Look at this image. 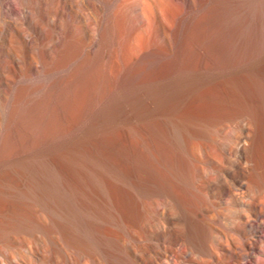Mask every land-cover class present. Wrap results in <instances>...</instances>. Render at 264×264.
<instances>
[{"label":"rangeland","instance_id":"1","mask_svg":"<svg viewBox=\"0 0 264 264\" xmlns=\"http://www.w3.org/2000/svg\"><path fill=\"white\" fill-rule=\"evenodd\" d=\"M23 1L27 0H13V3L20 8ZM48 1L53 3L52 0ZM67 1L70 5L73 0ZM89 2L91 15H95L97 5L103 1ZM176 3L178 12H181L184 9L182 1L176 0ZM248 5L252 6L240 14L237 21L226 19L220 24L214 23L207 8L196 12L188 37L190 55L187 54L190 57L183 54L181 60L188 71L182 68L178 74L166 75L153 84L147 83L146 79L151 73L145 66L146 70L142 69V61L133 63L131 60L141 54L144 47L138 45L132 48L134 51L129 54H137H131L132 57L125 52L140 23L135 12L131 13L128 9L123 12L126 23L122 22L121 25L124 33L121 31V36H117L118 46L116 41L109 43L100 40L93 54L85 47V43L92 39L90 31L85 27V21L80 20L82 36H78L77 42L83 47L78 44V48H73V51H77L73 52V55L77 54L73 62L81 66L84 73L77 86L78 91L74 94L69 92L63 99L61 96L56 102H51L48 124L42 123V128H39L42 131L29 129L36 140L38 137H48L51 131L54 137L42 141V144L40 140V144L37 141L38 146L26 145L28 147L25 148L13 141L10 149H5L2 137L5 135L0 131L2 264H9L13 257L11 254L15 255L18 251L27 253L28 250L34 251L43 262L53 258L58 264H68L64 254L67 245L105 264H130L125 247L128 227L139 230V221L144 218L142 204L155 202L164 192L172 196L177 193L182 202L185 200L191 204L189 210H180V227L189 241L200 246V251L207 249L209 236L198 216L204 197L197 188L196 179L200 171L209 173V159L212 158L210 146L219 150L220 143L225 142L222 146L231 148L232 152L235 146L227 142V137H237L246 129L249 138L244 158L248 162L251 178L264 184V0H252ZM66 12V20L68 14L77 18L74 7H69ZM12 17L13 14L4 7V0H0L2 80L6 71L2 67L4 59L11 60L14 55V48L9 47L8 43ZM54 21L48 22L52 38L55 37L53 24L57 23L56 19ZM165 36V31L156 28L149 42H159L156 47L166 46L165 49H170L169 40L165 39L164 42L161 38ZM123 44L127 48L123 49ZM121 47L126 57H130L125 61H132L128 65L130 70H126L127 66L124 68L122 58L125 56ZM44 48H47L46 43L36 41L31 51L35 61L40 59ZM153 52H150V57ZM92 55L98 58L94 59ZM117 57L119 60H116ZM186 57L188 61L191 59V63L185 61ZM156 58L161 63L167 61L166 58L171 59L163 54H158ZM29 59L23 71H20L22 75L28 73L26 66ZM114 61L115 64L119 62L121 74L124 72L122 76H126L123 80H126V85L123 86L121 82L114 86V91L112 86V93L107 91L106 95L104 92L110 86L107 83L111 84L113 80L104 72L106 67L116 66ZM136 69L147 75L135 73ZM68 71L66 69L64 74ZM98 85L103 88V99L96 104V109L87 113L89 116L86 114L82 119L77 118L82 110L80 102L85 100L92 86ZM36 93L31 96L36 98ZM2 105L0 103V123L6 119L8 121L11 108ZM61 125L67 132L63 131ZM16 128L21 133V139L27 136L24 134H27L28 128ZM175 141L180 145L175 146ZM195 144L200 145V155ZM227 157L224 158L227 173L233 165L236 167L243 160L234 152L230 161ZM208 177L219 191L225 187L224 180L215 172ZM175 198L180 201L177 196ZM260 222L257 220V223ZM19 239L24 240V246L19 245ZM261 240L263 238H260L258 247L262 245ZM33 264H38V260Z\"/></svg>","mask_w":264,"mask_h":264},{"label":"bare ground","instance_id":"2","mask_svg":"<svg viewBox=\"0 0 264 264\" xmlns=\"http://www.w3.org/2000/svg\"><path fill=\"white\" fill-rule=\"evenodd\" d=\"M102 1L103 3L101 2V4L97 5L98 10H96V14L91 15L89 0H73L70 5L67 0H52V4L48 0H27L20 3V8L13 3V0H4L5 9L8 13L13 14L9 22L12 31L9 35L8 43L9 47L14 48L13 58L7 61L4 59V63L2 64V67L6 68L3 76L4 79L2 80L0 77V103L11 107L9 109L10 111L8 110V121L6 119V121L0 123V131H3L5 135L2 136L5 149L9 148L13 141H16V145H20L21 148L24 145L23 147L25 148L26 145L33 147L38 143L40 144V141L42 144V141L54 137V133L51 131L48 133L50 134L48 137L45 136L46 138L43 137L40 139L38 137V140H36L32 138L33 134L30 133L29 129L35 132V130L42 128V125H45V123L48 124V114L50 113L49 106L53 100L56 102L55 100L57 98L59 99V97L63 96V99L65 97L64 95H69V92H73L74 94V92L78 91L77 86L83 79V68L74 64L75 62H73V59L77 54L73 55L75 51H73V48L77 47L79 44L77 42L78 36H82V32L79 29L80 20L85 21V27L90 31L92 39L84 43L88 52L93 54L96 53L95 51L97 50H95V48L98 46L100 40L105 42L109 41V43L111 40L114 42L116 41L117 47V36L123 30V26H121L122 22L126 23L123 12L127 9L131 13L135 12L138 21L140 19V23L138 29L135 31V37L130 38V44L128 43V49H131V51L126 49L125 52L131 55L132 53L129 54V52H132V48L135 49L138 45L144 47L141 54H132L133 56H135V54L137 56L133 57V59L131 58V60H133V63L142 61V69L145 66L151 74H149L150 76L147 78L145 77L147 75L146 73L145 75L142 71L140 72L145 75L144 77L147 78L148 84H153L157 79H162L164 76L166 77V75H171L173 73L178 74L179 70L182 68H186L188 71L187 65L183 67L185 64H183L181 60L183 54L190 53V51L188 52V42L190 40L188 37H190L189 33L193 28L192 22L196 12L202 8H207L211 13L210 15L214 23L220 24V22L226 19L230 20L233 18V20L237 21L240 14L247 12L248 7L252 6L248 5L252 0H244V2L242 0H181L184 9L178 12L176 0ZM69 7L75 8L77 18L68 14V20H66V10H68ZM96 15L98 16L96 17ZM256 18L258 17L256 16ZM55 19L57 20V23L53 24L55 37L52 38L48 31V22L51 20L55 22ZM63 20L65 22L64 24ZM224 22L226 21H223V23ZM156 28L162 29V32L165 31V38H161H163L162 40H164V42L165 39L169 40L170 49H165L167 48L166 46L164 48H158L160 46L156 47V44L159 45V42H149V38L154 35ZM122 32L124 33V31ZM235 32L236 30L234 29L233 33ZM126 38L127 37H125V40ZM36 41L42 42L43 44L46 43L47 48L41 51L40 59L35 61L31 51L35 48ZM127 45L119 46L125 49ZM79 47H83V45L79 44ZM123 51L124 50L121 52ZM153 51L156 52L155 55ZM75 52L77 53V51ZM125 52H123L125 55L122 53L125 57L121 55L120 57H123L122 59H124L125 62V67H123L126 68L127 66L126 70H130L128 65H130L132 61L130 59V61H125V58L128 59L129 57H126ZM150 52H153V56L151 57L149 56L151 54ZM116 54L115 57L117 56ZM158 54H163V56L167 57L169 55L171 59L168 60V58H166L167 61L164 60L165 63L163 62V64L161 63L162 61L159 62L158 58H156ZM188 54L185 56L190 57V54ZM94 55H92L93 58ZM97 58L98 56L94 59ZM28 59L29 64L26 66V68L29 69L28 73L22 75L20 71H23ZM117 59L118 57L116 60ZM190 60L191 59L188 61L186 57L185 61L191 63ZM0 61H2L1 57ZM118 63L119 62L116 61L115 64L114 61V65H116L114 68L111 66L105 69L104 73L113 80L111 84L107 83L110 86H108L106 92L102 91L103 88L100 87V81V85L92 86L91 91L89 90L90 92H87L88 94L85 100L82 99V101H84H81L82 103L80 102L82 110L79 112L80 115L76 116L77 118L80 117L82 119L90 110L92 112L96 104L100 103V100L103 99L104 93L111 92L112 86V91H114V86H118L123 82L126 76H122L124 72L121 74V67ZM191 66V64L190 66L188 65V68ZM66 69H69V73L64 74ZM126 70L124 69L123 71ZM134 70H132V72ZM136 70L135 73H138V69ZM135 73L133 72V74ZM100 76L102 77V75ZM18 78L21 80H18ZM124 82L123 86L126 85ZM20 83L24 84L21 85ZM36 92H38L36 98L31 96L37 94ZM79 109L81 108L79 107ZM78 111L79 110H77V114H79ZM89 115L87 114V116ZM17 126H24L25 129L28 128L26 131L27 134H24L27 135L25 138L21 139V133L19 134L16 128ZM61 127L64 131L66 129V124L65 127L64 125H61ZM47 128L48 127H46V129ZM40 130L42 131V129ZM63 131H61V133ZM65 132L67 131L65 130ZM30 134L32 136H30ZM248 138L249 134L246 129L237 137L233 135L227 137V142L230 141L233 143L231 144L235 146L232 152L243 159L236 167L233 165V168L230 169L228 173L225 171L224 158L228 156L227 159L230 161L232 152L231 148L226 149L222 146L224 142L222 144L220 143L221 149L219 150L213 145L210 146L209 149L212 150V158L209 159V173L207 174V172L200 171L197 175V188L204 197V201L198 210V216L201 218L207 235L209 236L207 249L205 251L202 250L203 252L200 251V248H198L200 246L194 245V243L189 241L180 227L182 223L180 210L182 211L184 208L189 210L188 208L191 204L187 203L185 200L182 202V198L180 199L177 193L174 194L175 196H172L164 192L162 197L155 202H145L142 204L144 218L139 221V230L131 226L128 227L126 232V243H124L127 248V257L130 264H264V184L257 181L255 178V180L251 178L248 162L246 158H244ZM37 141L39 142L37 143ZM175 143V146L180 145L177 141H175ZM195 147L197 153L200 155V145L195 144ZM177 172L175 174H177ZM214 172L216 176L223 179L226 184L220 191L217 186H214L213 180L208 177V175H212ZM175 177L177 176L175 175ZM176 196L181 202L176 201ZM257 220L261 222L257 223ZM260 238H263V240H261L262 245L258 247ZM23 241L24 240L19 239V245H23L22 243H25ZM66 249L64 254L65 261L68 262V264H105L98 258L84 255L81 250L71 249L69 245H67ZM11 256L13 257L9 264H33L37 260L38 264H58L53 258H49L43 262L41 259L37 258L32 250H28L27 253L18 251L15 255L11 254ZM0 264H2V262H0Z\"/></svg>","mask_w":264,"mask_h":264}]
</instances>
